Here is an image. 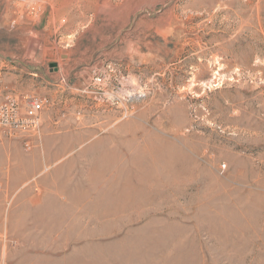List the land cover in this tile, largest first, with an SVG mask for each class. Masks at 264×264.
Returning a JSON list of instances; mask_svg holds the SVG:
<instances>
[{
  "label": "rangeland",
  "instance_id": "rangeland-1",
  "mask_svg": "<svg viewBox=\"0 0 264 264\" xmlns=\"http://www.w3.org/2000/svg\"><path fill=\"white\" fill-rule=\"evenodd\" d=\"M7 94L0 264H264V0H0Z\"/></svg>",
  "mask_w": 264,
  "mask_h": 264
},
{
  "label": "built area",
  "instance_id": "built-area-1",
  "mask_svg": "<svg viewBox=\"0 0 264 264\" xmlns=\"http://www.w3.org/2000/svg\"><path fill=\"white\" fill-rule=\"evenodd\" d=\"M46 99L33 96L7 94L0 102V143L20 138L30 147L34 137L41 133Z\"/></svg>",
  "mask_w": 264,
  "mask_h": 264
},
{
  "label": "crops",
  "instance_id": "crops-1",
  "mask_svg": "<svg viewBox=\"0 0 264 264\" xmlns=\"http://www.w3.org/2000/svg\"><path fill=\"white\" fill-rule=\"evenodd\" d=\"M140 5L142 6L143 3H140ZM41 135L42 134L40 133L37 137L33 138L32 140L33 146L36 144V141H39V139L41 138ZM13 151L14 149L10 145H7V147H3V148L0 147V161L2 163L5 162L4 166H0V182L6 183L8 185V189L10 188V190L17 191L20 189L21 185L28 183L30 181V178L32 176L31 168L32 167L38 168L40 167V164L42 165L43 163L44 165L45 162L32 158V160L35 162L34 165H30L29 162H26L25 165L20 164V161H14L15 156L11 160Z\"/></svg>",
  "mask_w": 264,
  "mask_h": 264
}]
</instances>
